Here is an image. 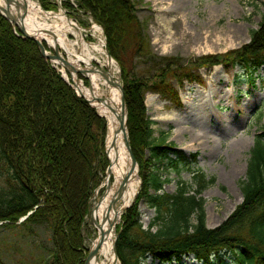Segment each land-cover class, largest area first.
Listing matches in <instances>:
<instances>
[{"label":"trees","instance_id":"trees-1","mask_svg":"<svg viewBox=\"0 0 264 264\" xmlns=\"http://www.w3.org/2000/svg\"><path fill=\"white\" fill-rule=\"evenodd\" d=\"M74 1L77 7L71 0H64L63 6L90 13L105 31L107 47L122 68L132 149L139 161L146 158L144 165L152 166L118 226L121 264H145L149 256L163 264L188 255L214 264L212 256L222 253H231L233 264H264V131L256 136L241 180L243 201L222 223L209 227L202 194L216 177L194 170L191 181L179 179L174 192L164 190L171 181L164 173H179L187 157L166 133L153 136V121L144 103L147 90L178 102L174 82L202 84L197 72L202 67L240 66L251 75L262 68L264 9L249 42L224 53L187 58L161 56L150 49L132 0ZM40 2L46 10L58 7L52 0ZM5 52L12 54L8 60L1 55ZM0 56L5 70L0 79V222L32 236L39 227L43 230L39 259L32 264H84L83 227L108 164L107 120L62 77L38 41L15 29L1 12ZM136 59L150 71L147 78L134 72ZM74 150L78 159L65 168L62 159ZM75 187L79 190L73 193ZM142 200L155 211L148 226L140 218ZM0 264H8L1 255Z\"/></svg>","mask_w":264,"mask_h":264},{"label":"rangeland","instance_id":"rangeland-1","mask_svg":"<svg viewBox=\"0 0 264 264\" xmlns=\"http://www.w3.org/2000/svg\"><path fill=\"white\" fill-rule=\"evenodd\" d=\"M37 1L42 4L40 0ZM59 1L52 0L58 5L56 11L60 10ZM132 1L136 5L138 17L145 24L150 49L161 56L187 58L224 53L249 42L252 31L260 25L264 9V0ZM63 10L85 29L99 25L90 13L83 10L64 7ZM69 37L74 38V35L69 34ZM84 37L88 42L98 41L92 31L84 32ZM100 37L107 44L103 29ZM50 48L52 47L49 46L47 51L53 54L54 51ZM60 51L67 56L61 48ZM10 54L5 52L1 55L8 60L12 56ZM22 55L25 56L24 53ZM49 60L61 70V66L53 59ZM113 60L116 65V77L124 91L125 82L121 65L116 58ZM138 61V59L135 60L134 72L138 76L147 78L150 71L144 67L143 62ZM2 63L0 56V79L5 75ZM197 72L203 79L202 84L188 81L183 84L174 82L179 95L178 102L164 97L159 92L147 90L144 103L147 107V115L153 121V136L160 137L162 133H166L168 141L174 142L187 157V162L179 173L176 170L164 173L163 177L169 176L171 179L165 183L164 190L174 192L179 179L191 181L194 170H201L208 177L214 175L216 182L205 189L202 195L206 200L207 224L209 227H215L243 201L241 180L246 176L250 151L255 138L264 131V66L252 75L242 67H225L221 64L211 68L202 67ZM38 73L40 78L42 76V81L46 82L43 73ZM197 84L202 87L196 86ZM164 101L168 103L163 104ZM171 110L177 111L182 117L177 120L166 118L170 116ZM145 154L148 156L147 151ZM67 155L62 159V165L65 168L78 159L75 150ZM104 157L106 158L107 155ZM137 161L140 164L138 172L140 191L143 185V174L151 170L152 166L144 165L146 158L141 161L137 159ZM105 178L106 170L100 190H97L98 187L92 198V214L86 217L83 227L84 245L87 249L98 235L93 212L105 187L103 186ZM78 190L75 187L71 191L75 193ZM139 210L143 225L148 226L155 215L154 209L142 200ZM31 213L32 211L29 214ZM2 223L0 222V255L6 262L8 264L37 262L40 254L38 244L41 243V238H44L43 230L39 227L32 236L31 232L23 228L4 226ZM121 223L120 218L116 228L117 234ZM212 262L233 264V255L231 253H222L220 257L213 255ZM119 264H121L120 260ZM145 264L161 263L149 256ZM163 264H203V262L193 255H188L180 261L174 260Z\"/></svg>","mask_w":264,"mask_h":264},{"label":"bare ground","instance_id":"bare-ground-1","mask_svg":"<svg viewBox=\"0 0 264 264\" xmlns=\"http://www.w3.org/2000/svg\"><path fill=\"white\" fill-rule=\"evenodd\" d=\"M0 5L7 8L5 13L11 19L14 12L20 9V23L41 30L42 33L37 36L42 41L48 40L52 44L51 41L55 39L58 42L67 56L65 60L57 59L55 63L61 66L64 77L69 81L71 80L67 67L73 75L82 73L88 78L89 85L83 80H72L73 87L92 100L99 113L107 119L104 154L113 165L112 182L106 193L99 198L100 203L95 208L98 235L88 249L86 248L84 264H119L115 250L116 228L124 209L134 200L140 182L133 156L120 131L124 120L122 90L115 74V61L107 57L105 40L100 37L102 28L93 25L85 29L63 9L44 11L37 0H0ZM87 31H92L98 41H86L84 32ZM69 34L74 35V38H70ZM196 86L202 87L198 84ZM166 103L168 102H163ZM169 115L166 118L170 120L182 117L175 110L169 111Z\"/></svg>","mask_w":264,"mask_h":264},{"label":"water","instance_id":"water-1","mask_svg":"<svg viewBox=\"0 0 264 264\" xmlns=\"http://www.w3.org/2000/svg\"><path fill=\"white\" fill-rule=\"evenodd\" d=\"M60 6H62L61 3H59ZM43 8V7H42ZM8 11L7 8L5 6H1L0 5V12L13 24L12 21L16 22V24H13L14 27H17V28H20L22 30H24L26 33H28L29 35H31L35 40L38 41L39 45H40V48H41V51L43 53V55L47 58V59H53L54 61H56L57 59H61V60H65V56L64 54L60 51V47L58 45V42L54 39L53 41H51L52 44L49 43L48 40H46L47 44L49 46L52 47V49L54 50V53L53 54H48L44 45H43V41L41 39H39V37L37 36L38 34H41L42 31L39 30V29H35V28H30L28 27V25L26 24H23V23H20V17H19V12H20V9H17L15 12H14V15H13V19H11L5 12ZM47 12H50V11H47ZM106 54L108 56L109 59H113V56L111 55L110 53V50L108 49V47L106 46ZM67 70L69 71V73L72 75V79L73 80H76V81H80V78L78 77V75H73V73L71 72V70L69 69V67H67ZM64 77V75H63ZM72 85V84H71ZM73 86V85H72ZM74 88V87H73ZM76 90V89H75ZM121 90H122V106H123V110H124V120H123V123H122V135H123V139H124V143L126 145V147L130 150V153L132 154L133 156V159H134V163L136 165V168L137 170L139 171V164H138V161L134 155V152H133V149H132V145H131V140H130V137H129V132H128V127H127V112H128V109H127V105H126V101H125V98H124V95H123V89H122V86H121ZM76 92L86 98L93 106H95L92 102V100H90L86 95H84L82 92H79L76 90ZM101 115V114H100ZM112 168H113V165H112V162L110 161L109 159V164H108V167H107V170H106V178H105V189L101 195V197L106 193V191L108 190L111 182H112ZM129 177V176H128ZM130 178V177H129ZM139 191V190H138ZM137 196V194H136ZM135 196V198H136ZM134 198V200H135ZM100 203V200H98L96 206ZM133 204V202L128 205L126 208L130 207L131 205ZM96 208V207H95ZM125 208V209H126ZM93 218H94V221L96 223L97 221V217L95 215V209H94V212H93ZM115 250H116V243H115ZM116 255L118 257V253L116 251ZM119 259V257H118Z\"/></svg>","mask_w":264,"mask_h":264}]
</instances>
